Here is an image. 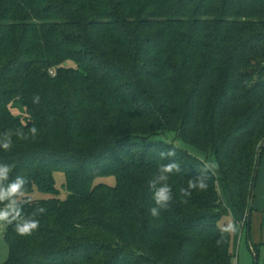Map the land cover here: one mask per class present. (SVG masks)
I'll return each mask as SVG.
<instances>
[{"label": "trees", "instance_id": "obj_1", "mask_svg": "<svg viewBox=\"0 0 264 264\" xmlns=\"http://www.w3.org/2000/svg\"><path fill=\"white\" fill-rule=\"evenodd\" d=\"M169 133L214 157L217 172L160 140ZM5 142L4 264H234L218 183L250 238L264 156V0H0ZM173 163L161 182L172 199L154 217L151 185ZM33 220L30 234L17 232Z\"/></svg>", "mask_w": 264, "mask_h": 264}, {"label": "rangeland", "instance_id": "obj_2", "mask_svg": "<svg viewBox=\"0 0 264 264\" xmlns=\"http://www.w3.org/2000/svg\"><path fill=\"white\" fill-rule=\"evenodd\" d=\"M19 115H21V112ZM161 139L169 143H175L178 147L206 161L211 170L214 173L217 172L218 166L214 157H209L207 154L182 143L176 139L175 134H166L160 137V140ZM56 182L57 189L61 193L60 198L65 199V176L61 173L56 174ZM96 184L115 186L116 180L115 178H101L96 181ZM218 191L224 206L229 211V214L220 223V227H227L232 231L233 253L235 256L234 264H264V156L261 159L256 181L254 210L249 224L250 238L248 237V227L245 225L246 217L233 207L231 195L227 186L219 182ZM33 197L35 199H51L54 196L36 192ZM0 212H7V209L0 208ZM7 222L8 219L0 221V264H4L9 257V246L5 241Z\"/></svg>", "mask_w": 264, "mask_h": 264}, {"label": "clouds", "instance_id": "obj_3", "mask_svg": "<svg viewBox=\"0 0 264 264\" xmlns=\"http://www.w3.org/2000/svg\"><path fill=\"white\" fill-rule=\"evenodd\" d=\"M35 128L32 129V132L35 133ZM3 148L7 149L9 147V144L7 142L3 143L2 145ZM174 170L178 171L177 165L176 164H167L164 165L161 168V175L157 178L155 182L151 185V187L154 188L153 192V199L155 201L156 207H153L151 211L152 216H158L159 210L162 207H166L169 203V201L172 199V194H171V189L166 183H161L167 180V175L169 173H172ZM0 172H6V169L0 170ZM198 181V178L195 179ZM23 182L19 181L17 184L13 185L10 189V193H14L17 191V189L21 186ZM159 184L160 186L157 187L156 185ZM198 186L200 188L204 187L203 183H199ZM197 187V182H193L190 180L189 182V188H194ZM184 195H189V192L185 190ZM8 219V213L7 212H0V221H4ZM38 227V222L37 221H27L22 225L17 226V232L21 235H28L30 234L31 230H34ZM227 230V229H226Z\"/></svg>", "mask_w": 264, "mask_h": 264}, {"label": "water", "instance_id": "obj_4", "mask_svg": "<svg viewBox=\"0 0 264 264\" xmlns=\"http://www.w3.org/2000/svg\"><path fill=\"white\" fill-rule=\"evenodd\" d=\"M261 148H264V143L261 145ZM260 165L258 166V169H259ZM258 176V174H256V177ZM255 185L253 187V193H252V196H251V203H250V208H249V211H248V216L251 217L252 215V212H253V208H254V198H255Z\"/></svg>", "mask_w": 264, "mask_h": 264}, {"label": "crops", "instance_id": "obj_5", "mask_svg": "<svg viewBox=\"0 0 264 264\" xmlns=\"http://www.w3.org/2000/svg\"><path fill=\"white\" fill-rule=\"evenodd\" d=\"M254 209V208H253Z\"/></svg>", "mask_w": 264, "mask_h": 264}]
</instances>
